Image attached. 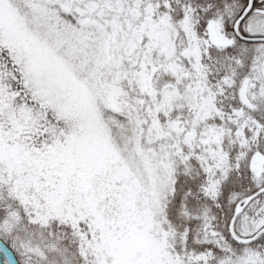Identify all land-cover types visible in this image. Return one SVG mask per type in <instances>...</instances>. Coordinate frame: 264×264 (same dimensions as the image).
I'll return each instance as SVG.
<instances>
[{
  "label": "snow or ice",
  "instance_id": "1",
  "mask_svg": "<svg viewBox=\"0 0 264 264\" xmlns=\"http://www.w3.org/2000/svg\"><path fill=\"white\" fill-rule=\"evenodd\" d=\"M0 264H264V0H0Z\"/></svg>",
  "mask_w": 264,
  "mask_h": 264
}]
</instances>
